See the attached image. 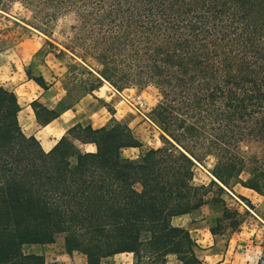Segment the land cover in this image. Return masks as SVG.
Listing matches in <instances>:
<instances>
[{"label":"trees","instance_id":"1","mask_svg":"<svg viewBox=\"0 0 264 264\" xmlns=\"http://www.w3.org/2000/svg\"><path fill=\"white\" fill-rule=\"evenodd\" d=\"M14 2L29 8L33 26L46 34L62 15L74 16L63 46L77 66L68 71L88 75L65 85L50 116L34 108L40 124L93 94L100 74L117 90L158 89L152 118L165 145L128 158L124 150L143 143L112 119L98 128L78 123L45 151L24 132L16 93L0 86V264H52L25 247L60 235L66 251L83 253L87 264L124 252L134 264H169L171 256L205 264L190 231L173 218L214 203L222 207L219 221L236 230L242 214L223 194L240 184L264 197V153L246 159L239 149L244 138L264 143V0H0V9ZM78 143L96 149L82 151ZM210 157L219 182L195 184V168Z\"/></svg>","mask_w":264,"mask_h":264},{"label":"rangeland","instance_id":"2","mask_svg":"<svg viewBox=\"0 0 264 264\" xmlns=\"http://www.w3.org/2000/svg\"><path fill=\"white\" fill-rule=\"evenodd\" d=\"M35 22L34 13L20 2L10 4L5 10L0 9V67L4 66V70L7 72L15 69L26 78L25 71L28 68L29 72L38 75L43 68V62L53 59V74L61 76L65 72L60 77L59 87L51 92V96L47 97L45 102L35 104V108L46 118L51 115V111L46 109L44 104L53 105V95L62 89V82L64 86H71V82L81 84V80H88V75L78 68L72 70L71 74L65 67L66 63H62L63 58L68 59V56H71L70 53L64 54V57L59 53V48L64 49L63 44L69 43V38L72 36L75 24L74 16L62 15L59 17L51 25L49 34L33 26V23L36 24ZM73 51L80 53L78 49H73ZM56 54L60 57L56 58ZM76 57L75 55V60ZM89 62L93 67L101 68L96 62ZM73 64L77 63L74 61ZM45 71L50 75L48 69ZM104 83L99 94L105 99L95 100L91 97L85 99L77 107L76 120L86 123L93 115L96 120L95 124L98 126L103 122L101 118L108 120L112 117V113H115L123 122L128 123L135 136L143 143L141 148L124 150V155L131 159H138L150 148L164 146L163 132L152 118V110L161 98L158 89L150 85L117 90L105 81ZM30 93L32 96L28 98H25L22 93L18 95L22 105L25 106L31 97L38 94L35 89H31ZM78 97L79 93L74 96L75 100ZM97 109L101 110L97 113ZM239 149L246 159L253 155L262 156L264 143L244 138L239 143ZM214 163V158L210 157L203 164L197 165L195 184L208 185L211 179H214L211 173ZM248 177L249 173L244 171L242 178L246 180ZM213 190L216 192L217 188L214 187ZM239 196L249 198L253 205H248ZM222 198L230 208L237 209L242 214L243 222L236 230L230 229L227 223L219 221L223 215L222 207L214 203L205 204L189 214L175 217L173 223L190 231L198 244V256L205 264H264V197L254 190L238 184L232 190L228 189ZM211 228H215L218 233L213 235ZM25 250L41 254L47 263L71 264V257L65 248L64 235L58 236L54 243L30 245L26 246ZM74 254L75 260H77L75 264H79L84 254L79 251H75ZM169 260L170 264H178V259L175 256H171Z\"/></svg>","mask_w":264,"mask_h":264},{"label":"crops","instance_id":"3","mask_svg":"<svg viewBox=\"0 0 264 264\" xmlns=\"http://www.w3.org/2000/svg\"><path fill=\"white\" fill-rule=\"evenodd\" d=\"M59 53L61 54L60 56L62 57H64V54L70 53L71 56H68L69 57L68 59H65V58L62 59V63H66L65 67L68 69V66L70 64H73V62L75 61V58H74L75 54L65 48L63 50H59ZM60 56H57L56 54V58H59ZM47 58H48V55H47ZM42 67L43 68H41V72H39L38 75H34L31 72H29V68H28L27 71H25L27 77L24 78V76H22L19 71L17 72L15 71V69H12L10 72H7L6 70H4V66H1L0 67V86H4L5 88H8L14 91L17 96L20 93H22L24 94L25 98L32 96V94L30 93L31 89H35V91H37L38 94L35 95L34 97H31L29 100V103H27L25 106L22 105L21 102L19 101L22 107L21 111L19 112V121H20V124L24 132L27 135L36 136L40 140L42 147L44 148L45 151H50L64 135H67L68 130L78 123L92 124L93 127L98 128V127H102V126L110 124L112 119L123 121L120 118H118L115 113H112V117L108 120H104V118H101L103 122L99 123L98 126H96L95 124L96 120L94 119L93 115L89 118L90 120H88L86 123L80 120H76L77 107L85 99H88L89 97L95 100L105 99L103 98V96L99 94L100 90L105 85L104 81L108 83L110 86H112L113 88H115L113 85H111L107 80H105L100 74H98L95 71L103 79V82L100 84L99 87L96 88L93 94H87L83 96L73 108L62 111L61 114L57 118L51 120L50 122L46 124H40L35 114V109H34L35 104L38 102H45L46 98L51 96V92H53L55 88L59 87V84L61 82L60 77H62L63 74L65 73L64 72L61 76H57L59 74H56V75L53 74V59L51 61L46 60L45 62H43ZM46 69L49 70L50 75L48 74L47 71H45ZM33 76L43 77V79L47 82V86L42 87L41 85H39L32 78ZM67 91H68L67 88L63 85V82H62V89L59 92H55L53 95V99H54L53 105L44 104L45 108L49 110L56 109L59 102L64 97H66ZM99 110L101 109H97V113ZM70 113H73V114H70ZM24 114L26 117L24 116ZM78 146L82 151H95L96 149L94 144L78 143ZM132 148H135V147H132ZM74 253L75 251L72 254L68 253L69 257H71L70 258L71 264H75L77 261L75 260ZM87 263H88L87 257L84 255L83 258H81V262H79V264H87ZM101 264H134V256L130 252L117 253L112 256L104 258L101 261ZM169 264H170V260H169ZM178 264H180L179 261H178Z\"/></svg>","mask_w":264,"mask_h":264},{"label":"water","instance_id":"4","mask_svg":"<svg viewBox=\"0 0 264 264\" xmlns=\"http://www.w3.org/2000/svg\"><path fill=\"white\" fill-rule=\"evenodd\" d=\"M214 179L217 180L215 177H214ZM217 181H218V180H217ZM218 182H219V181H218ZM220 184H221L222 186H224L221 182H220Z\"/></svg>","mask_w":264,"mask_h":264}]
</instances>
